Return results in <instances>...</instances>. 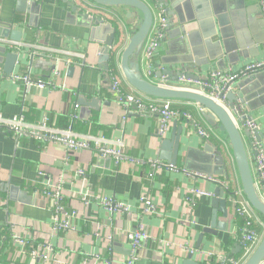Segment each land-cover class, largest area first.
<instances>
[{
	"label": "crops",
	"instance_id": "0c3cea01",
	"mask_svg": "<svg viewBox=\"0 0 264 264\" xmlns=\"http://www.w3.org/2000/svg\"><path fill=\"white\" fill-rule=\"evenodd\" d=\"M16 1L0 0V31L3 24H12L13 29L25 34V43L36 42L53 49L70 50L84 57L77 59L72 65L62 62L57 65L60 72L57 83L64 85V91L48 88L39 91L32 88L28 92L23 91L21 83L12 81L10 76H4L1 57L0 116H23L33 124L45 118L54 128H71L80 134L120 139L125 143L123 153L135 160L136 164L101 158L91 150H79L70 156L65 165L63 149L57 144L39 143L0 129V184L10 182L27 197V203H21L16 201L15 195L11 199L8 192L0 190V264H38L30 258L27 248V255L23 257L18 254V246L12 240L14 236L34 242V248L41 243L52 244L54 254L49 264H122L128 254L126 233L138 225L143 226L150 240L144 242L136 264H177L180 258L188 254L185 248L199 251L201 254L194 255L193 258L201 264H216L206 258L208 254L213 259L216 256L239 254V219L234 216L229 203L226 218L220 214L218 216V221L225 224V230L217 232L215 237L205 235L201 242L198 241L202 230L211 223L212 197H193L191 202H187L188 191L199 188L213 195L217 185L193 180L183 173L186 170L209 174L221 181H229L231 187L239 188L230 153L224 150L223 164L217 163L214 159V146L219 140L215 135L209 142L201 140L183 120L172 122L167 135L159 138L157 119L124 110L118 105L116 95L110 87L112 75L109 71L98 68L99 50L110 34V28L118 27L121 33L114 57L115 65L116 56L127 41V33L116 16L107 10L84 5V0H75V4L81 8L86 7L91 22L82 19L79 13L71 12L61 0H29L28 5L32 3L29 14H21L16 11ZM213 4L223 8L226 23L221 26L224 31L222 38L227 44H238L240 54L237 61L230 63L224 56L222 61L206 63V51H193V46L187 47L182 42L183 36L174 34L171 30L172 33L166 34V39L158 46L153 62L154 74L169 70L172 72L170 80L181 72L203 78L212 70L237 71L251 62L264 61V19L258 0H193L190 5L193 18H202L201 13L210 12L207 6L211 8ZM162 10L168 20L167 9ZM184 15L185 13L183 18ZM16 16L23 22L16 23ZM179 20L182 19L174 16V23ZM193 24L187 27L191 28ZM1 51L0 49V56ZM21 57V64L15 67L12 74L29 73L31 79L44 81L51 75L54 66L48 59L32 55L33 62L29 65L30 52L22 53ZM70 67L73 71L69 73ZM115 68L122 90L135 92L122 79L117 65ZM232 91L239 94L238 97L244 102L237 104L240 117L257 122L264 135V72L240 80ZM79 95H83L87 101L91 98L99 99V110L92 111L80 106L75 109ZM174 105L193 112L206 125L195 107L181 103ZM74 113L77 119L72 121L71 115ZM178 128L182 133L176 170H156L148 166L147 161H159L162 141L169 139ZM77 169L83 170L85 181L76 177ZM60 176L65 181L63 206L68 212L77 214L73 221L76 231L66 235H53L50 231V202L37 192L46 183L58 182ZM87 191L90 195L122 202L131 211L111 215L93 204L94 198L89 204H84L81 195ZM142 196L150 199L156 214L141 213L139 198ZM258 219V229L262 232L263 221L259 217ZM4 231L10 234L11 241L3 250ZM197 243L198 250L195 249ZM68 248L76 251H68Z\"/></svg>",
	"mask_w": 264,
	"mask_h": 264
},
{
	"label": "built area",
	"instance_id": "2783aa9c",
	"mask_svg": "<svg viewBox=\"0 0 264 264\" xmlns=\"http://www.w3.org/2000/svg\"><path fill=\"white\" fill-rule=\"evenodd\" d=\"M141 1L147 3L149 6L152 5L156 11H159V13L155 12L154 25L147 37L141 53L140 69L142 76L147 81L171 89L193 91L224 106L226 105L225 95L232 91L233 86L237 82L245 78H250L262 71L264 72V61H255L244 65L237 71H232L231 69L223 71L212 70L207 72L203 78H188L186 73H181L175 81H170L167 76L157 78L154 74L155 70L153 68V62L155 60L158 46L164 38L167 18L165 12L162 9L157 8L158 0ZM258 1L259 3L261 2V0ZM262 18L264 19V9H262ZM0 49L2 51L19 54L29 51L31 56L35 55L42 59H48L54 66L51 75L45 81L33 80L30 78L29 73L10 75L9 78H11L12 81L22 84L24 92H28L32 88L39 91L46 88L49 90L61 89L64 91V85L57 83L59 80L58 78H60V72L59 69H57V65L61 62L66 65H72L77 59H83L84 57L83 55L70 50L53 49L44 44H37L36 42L16 43L2 37H0ZM110 87L116 95L117 104L122 106L124 110H131L142 116L155 117L157 119V136L159 138H164L169 131L171 123L177 120L185 121L197 137L203 141L209 142L214 138L211 129L207 128V126L204 125L191 111H180L177 110L174 103L148 99L136 92H125L122 90L121 82L117 77H110ZM221 95L222 99H219V96ZM74 108L77 109L78 106L75 105ZM71 118L73 121L77 119V115L74 113L71 115ZM236 125L240 131L249 134V137L246 140V146L248 152L251 153L250 162L253 170L254 183L259 197L264 201V143L263 140L259 141L257 138V135L261 132L260 125L252 120L241 118L240 114L238 115V123H236ZM0 129L12 132L19 137L23 136L33 139L39 143L52 142L57 144L63 149V162L65 165H67L70 156L76 154L79 150H91L101 158H113L116 162L126 161L133 165L136 164L135 160L127 157L123 153V149L125 148L124 141L120 139H108L100 135L80 134L74 132L71 128H54L48 124L45 118L39 123L33 124L27 122L23 116L12 118H3L0 116ZM146 163L148 166L156 170H176V167L161 161H147ZM183 173L193 180H203L221 187L227 194L228 203L232 208L234 216L242 222L239 227V233L237 234V242L241 252L240 257L216 256L215 259H213V256L208 254L206 258L213 260L216 264H242L256 248L262 237L264 230L260 232L258 229L260 223L258 216L255 215L247 205L239 188L231 187L229 181H221L220 179L209 175L197 172H187L186 170H184ZM75 175L76 177H80L82 181H85V174L82 169H77ZM64 185V178L60 176L58 182L55 184L46 183L43 189L37 192L50 202L52 208L50 231L53 235H66L70 232L74 233L76 231V228L73 225V221H75L74 218L77 216L76 212H68L63 206ZM188 194L189 196L186 197L187 202H191L193 197L213 196L212 193H208L199 188L189 189ZM93 195H90L89 191H87L85 194L81 195V201L84 204H89L90 200L92 201V198H94V202L92 201V203L109 212L111 215L125 214L131 211L129 206L113 198ZM139 206L141 213L144 215L156 214L154 205L147 197L142 196L139 198ZM12 240L17 244L18 254L20 256L24 257L28 253L30 258L35 262H38V264H49L51 261L54 254L52 244L41 243L37 244V247L34 248V242L32 241L29 242L18 236L12 237ZM148 240H150V236L141 225H138L134 230L128 231L126 233L128 254L125 259H123L122 264H136L138 253L144 242H147ZM164 243L167 246L169 245L167 242ZM25 248H27V253ZM68 251L75 252L76 250L68 248ZM185 252L195 256L201 254L199 251H193L190 248H185Z\"/></svg>",
	"mask_w": 264,
	"mask_h": 264
},
{
	"label": "water",
	"instance_id": "95a60500",
	"mask_svg": "<svg viewBox=\"0 0 264 264\" xmlns=\"http://www.w3.org/2000/svg\"><path fill=\"white\" fill-rule=\"evenodd\" d=\"M29 0H17L16 11L23 14L30 11L31 5H28ZM67 7L70 8L71 12L79 13L82 19L91 22L89 14L86 13V7L82 8L75 4V0H61ZM193 0H159L158 7L160 9L166 8L168 12L166 30L164 31V40L166 34L172 32L177 35L183 36L182 42L185 46H193L195 51H206L204 62L209 63L212 61H218L227 57L230 63L237 61L240 49L238 44L233 42L227 44L223 41L224 31L221 26L226 23V16L223 13V8L220 5L216 7L207 6L210 12H202V18L194 19L190 5ZM258 4L259 8L264 9V0ZM84 5L93 6L109 11L121 23L123 30L127 33V41L125 46L121 49L117 57V68L122 76L125 83L136 93L142 95L145 98L159 101H166L170 103H181L191 105L196 108L200 117L210 128L219 140L218 144L214 146L215 150V161L223 164V155L225 151H228L232 157L234 169L239 182V190L245 199L247 205L263 221L264 227V201L259 197L257 189L254 183L253 170L250 162L251 153L248 152L246 146V140L249 137L247 132L240 131L236 125L238 123V105L243 104L238 96L233 91L228 92L225 95L226 105L219 104L214 100L193 91L183 89H171L155 85L147 81L141 73L140 59L143 47L147 40V37L155 22V9L153 6H149L147 3L141 0H84ZM204 5V4H203ZM170 8V10H169ZM205 8V7H201ZM184 18H183V14ZM186 15L190 16L189 18ZM174 16L178 19H182L174 23ZM194 23V24H193ZM99 24L103 25L99 21ZM192 27L188 28L187 26ZM218 26L220 30H218ZM110 28V27H109ZM174 30V31H173ZM167 32V33H166ZM171 32V33H172ZM117 30L110 28V34L102 43V48L99 50L98 68L109 71L110 57L113 52L114 42L116 39ZM170 33V34H171ZM220 34V35H219ZM0 37L9 39L13 42L20 43L25 40V34L19 30L12 28V24H3L0 31ZM217 39L219 41H217ZM207 48V50H206ZM22 54L1 51L3 68L2 73L4 76L12 75L16 66L21 64ZM33 58L30 57L29 65H32ZM73 69L70 67L68 72H72ZM171 73L169 70L157 72L156 77L161 78L167 76L170 80ZM182 73V72H181ZM179 73L176 78L181 75ZM188 78H196L195 75H188ZM176 78L170 81H175ZM239 98V100H238ZM222 99V95L219 96ZM100 100L97 98H91L89 101L85 99L83 95H79L76 99V105L80 107L88 108L92 111H98L100 108ZM238 104V105H237ZM180 128L176 129L169 139H165L161 143L160 153L158 160L170 164L176 167L177 157L180 151ZM259 141L263 140L264 135L260 132L257 135ZM170 151V154H169ZM224 152V153H223ZM209 175V174H205ZM9 182L0 184V190L8 192L10 198L16 196V201L21 203H27L26 194L20 189ZM228 197L224 190L217 186L214 194L211 198L210 207L211 212V223L207 228L202 230V236L199 237L198 241H202L205 235L215 237L217 232H223L225 230V224L218 221L219 214L226 218L227 213ZM198 242V243H200ZM196 244L195 249L198 250L199 244ZM194 255L187 254L184 258H180L177 264H201L194 260ZM242 264H264V231L262 237L248 258Z\"/></svg>",
	"mask_w": 264,
	"mask_h": 264
},
{
	"label": "trees",
	"instance_id": "16d2710c",
	"mask_svg": "<svg viewBox=\"0 0 264 264\" xmlns=\"http://www.w3.org/2000/svg\"><path fill=\"white\" fill-rule=\"evenodd\" d=\"M94 18L96 17V16H93ZM102 18H105V17H103L102 16ZM106 20V19H105ZM107 21V20H106ZM15 22L16 23H22L23 21L21 20V18H18V16H16L15 17ZM118 28V27H117ZM116 28V30H117V33H116V39H115V42H114V47H113V52H112V55H111V57H110V69H109V73H110V75H112V77H116L117 76V72H116V65H115V61H114V57H115V53H116V51H117V45L120 43V38H121V33H120V31L118 30ZM177 110H180V111H182V109H180V108H177ZM150 173V172H149ZM148 173V174H149ZM241 221L239 220L238 221V224H239V226L241 225ZM2 235H3V237L5 238V246H4V248H3V250L5 249V248H7V244L11 241V237H10V234L8 233V232H3L2 233ZM240 255H241V252L239 253V254H236V255H234V257L235 258H239L240 257ZM18 264V263H17Z\"/></svg>",
	"mask_w": 264,
	"mask_h": 264
}]
</instances>
